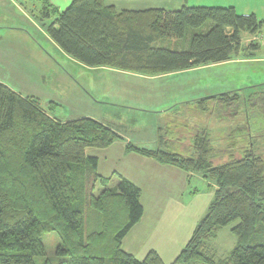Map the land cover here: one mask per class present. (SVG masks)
Wrapping results in <instances>:
<instances>
[{
  "label": "trees",
  "instance_id": "1",
  "mask_svg": "<svg viewBox=\"0 0 264 264\" xmlns=\"http://www.w3.org/2000/svg\"><path fill=\"white\" fill-rule=\"evenodd\" d=\"M46 7L42 18H50ZM261 26L255 14L232 6L118 11L103 0H71L46 30L86 66L158 75L229 61L241 48V31L256 34ZM258 49L250 41L244 51ZM186 110L225 123L220 142L204 128L191 137L193 154L126 146L215 185L170 264H264V242L254 240L255 226H264V82L193 99ZM119 138L90 117H51L36 99L0 83V264H36L34 258L45 257L46 230L60 241L59 260L43 264H165L154 250L143 259L122 250L123 237L143 214L140 189L121 176L110 185L96 173L97 159L85 154ZM227 226L236 243L218 259L210 243Z\"/></svg>",
  "mask_w": 264,
  "mask_h": 264
},
{
  "label": "rangeland",
  "instance_id": "2",
  "mask_svg": "<svg viewBox=\"0 0 264 264\" xmlns=\"http://www.w3.org/2000/svg\"><path fill=\"white\" fill-rule=\"evenodd\" d=\"M253 2L264 5L263 0ZM46 9L43 0H0V83L24 98L36 99L43 109L62 121L90 117L108 124L135 146L193 154L191 137L204 128L209 130L210 137L216 139L213 143L217 144L225 123L198 114L190 115L186 106L199 97L264 82V63L198 66L153 81L103 67L89 69L50 39L46 27L53 16L42 18V10ZM258 10L264 14L260 6ZM261 33L264 35V25ZM167 43L171 45L168 47L176 44ZM245 55L244 51L240 52V57ZM249 92L251 89L245 94ZM158 136L163 138L162 142ZM115 152L116 147H113V159L118 157L113 155ZM130 165L128 162V170ZM119 167L125 169L123 163ZM118 178V175L114 176V183L110 185H114ZM203 179L200 174L195 175L188 190L208 194L209 186ZM100 184L98 181L95 188L100 189L103 185ZM177 192L178 188L172 186L171 193ZM153 201L154 198L147 199L146 212ZM173 215L176 219L185 218V214L179 212ZM230 228L220 229L210 243L218 259L226 257L236 243ZM254 238L264 242L263 224L255 226ZM42 242L45 257L34 258L36 264H43L45 260L56 263L59 260L56 248L60 243L56 233L46 230Z\"/></svg>",
  "mask_w": 264,
  "mask_h": 264
},
{
  "label": "crops",
  "instance_id": "3",
  "mask_svg": "<svg viewBox=\"0 0 264 264\" xmlns=\"http://www.w3.org/2000/svg\"><path fill=\"white\" fill-rule=\"evenodd\" d=\"M43 1L46 5H49L52 8L50 16H53V18L59 12L63 11L71 2V0ZM250 1H252V4ZM253 1L254 0H212V2L206 3L203 0H103V3L105 5L114 6V8L118 11L122 9L143 10L149 8L175 10L176 8L178 9L181 6L186 5L218 7L232 6L239 14L253 13L259 20H262L260 30L256 34H250L248 31H241L240 50L234 54L232 59L229 61L217 64L236 62L247 64L264 63V35L261 33V29L264 25V14H260L258 10V6H260L264 11V5H259L257 2L254 4ZM243 38H245V41H243ZM250 41L259 43V49L251 54L245 55V57H240V52L245 50ZM260 50L261 53H259ZM244 53L246 54L247 52L244 51ZM82 65L89 69L103 67L117 72L130 73L146 79H151L152 81L159 79L163 75L174 76L175 73L181 72L176 71L158 75H144L108 66ZM190 70L193 69L183 71ZM43 110L51 117L56 118L49 111L45 109ZM101 123L117 132L120 138L114 140L110 145L104 148H86L85 154L97 159L96 173L100 177L109 178L110 183H112L113 177L118 175L135 184L140 189V203L143 207L141 219L134 226H132L123 237L121 241V248L123 251L133 255L137 259H143L149 251L154 250L165 264H170L175 260L183 246L188 241L196 224L202 218V214L206 212L212 199L215 185L213 182L204 178L200 173H190L176 165L161 163L151 157L127 150V144H132V142L126 141L123 135L110 125L103 122ZM113 147H116V152L113 155H118L117 159H113L111 156ZM103 151H106L105 154L102 153ZM128 162L131 164L129 166V170L127 169ZM121 163L124 165V170L119 167ZM198 174L204 178L203 180L207 182L209 186V191H206L208 193L206 195H203V193L198 190H193V192L188 190L191 179ZM172 186H176L178 188V192L176 194L171 193ZM149 197L154 198V201L152 207L146 212L145 204H147V199ZM175 212H179V214L182 215L185 214V218L176 219V216L173 215Z\"/></svg>",
  "mask_w": 264,
  "mask_h": 264
}]
</instances>
